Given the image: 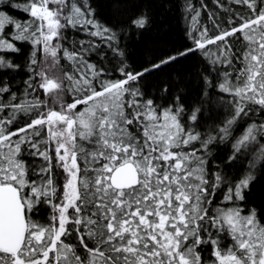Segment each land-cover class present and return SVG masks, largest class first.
I'll return each instance as SVG.
<instances>
[{"label": "snow or ice", "instance_id": "obj_1", "mask_svg": "<svg viewBox=\"0 0 264 264\" xmlns=\"http://www.w3.org/2000/svg\"><path fill=\"white\" fill-rule=\"evenodd\" d=\"M184 13L190 45L136 69L145 12L0 0V264H264V0ZM188 57L198 98L148 91Z\"/></svg>", "mask_w": 264, "mask_h": 264}, {"label": "trees", "instance_id": "obj_2", "mask_svg": "<svg viewBox=\"0 0 264 264\" xmlns=\"http://www.w3.org/2000/svg\"><path fill=\"white\" fill-rule=\"evenodd\" d=\"M200 2L201 0H193L197 8ZM204 2L212 4V0ZM93 3L97 7V17L117 30L128 29L131 21L142 12L148 15V26L142 32L133 29L134 35L128 41L130 63L136 69L150 67L160 58L191 43L186 30L192 21L184 13L185 0H93ZM16 15L26 18L23 13ZM205 19L206 15L200 23L203 24ZM144 82L148 91L158 99L163 95L161 90L168 86L169 95H174L179 89L185 91L188 100H194L200 94L197 60L195 57L178 60L146 74ZM222 112V108L214 109L211 118H222ZM248 199L257 206L264 204V179L255 183ZM47 216L45 211L40 218L41 222H45Z\"/></svg>", "mask_w": 264, "mask_h": 264}]
</instances>
